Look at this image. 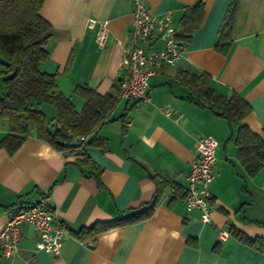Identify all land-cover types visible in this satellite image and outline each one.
Wrapping results in <instances>:
<instances>
[{
  "label": "crops",
  "instance_id": "crops-1",
  "mask_svg": "<svg viewBox=\"0 0 264 264\" xmlns=\"http://www.w3.org/2000/svg\"><path fill=\"white\" fill-rule=\"evenodd\" d=\"M133 1H43L39 13L50 23L51 34L40 69L55 74V90L76 110L84 103L74 92L77 85L104 95L115 93L126 78L121 58L132 28ZM197 3L202 16L182 57L148 76V98L116 92L115 106L94 130L103 145L82 141L59 149L32 134L13 152L0 147V230L11 211L41 204L69 231L53 254L36 249L37 234L26 224L18 250L8 258L0 254V264H264V249L231 231L250 240L264 238V165L249 174L238 158L235 128L190 99L175 77L180 70L202 71L215 92L238 94L251 108L242 123L264 138V0H147L156 16L171 11L179 29L184 13ZM232 8L230 32L224 35ZM89 18L108 23L101 47L86 26ZM42 109L55 119L52 106ZM7 132L0 117V140ZM203 136L218 143L210 222L185 205L186 174ZM156 180L165 184L146 218L95 236L74 235L142 208L156 193ZM220 230L228 233L224 240Z\"/></svg>",
  "mask_w": 264,
  "mask_h": 264
},
{
  "label": "trees",
  "instance_id": "trees-1",
  "mask_svg": "<svg viewBox=\"0 0 264 264\" xmlns=\"http://www.w3.org/2000/svg\"><path fill=\"white\" fill-rule=\"evenodd\" d=\"M43 1L0 0V117L8 124V132L0 140V147L13 152L32 134L59 149L73 148L68 145L73 136H86L84 146H101L105 142L94 134V130L106 121L117 102L116 92H120L121 87L116 86L115 93L101 95L92 88L77 85L74 92L84 99L80 111L68 97L55 90V74L40 69V63L48 57L45 45L51 34L50 23L39 13ZM202 12V4L197 3L184 13L176 36L179 42L186 45L190 33L200 22ZM234 12L232 8L224 35L230 32ZM175 77L188 88L190 99L225 118L235 128L233 139L238 158L249 174H255L264 165V138L242 123L251 110L249 103L234 92L229 96L215 92L209 86L210 77L205 72L180 70ZM44 105L54 109V118L58 121L55 133L48 128L52 119L44 113ZM77 162L85 163L84 160ZM164 184L156 180V193L142 208L110 222L81 228L74 235L78 238L95 236L105 229L146 218L158 201ZM231 231L264 249V238L250 240L234 229Z\"/></svg>",
  "mask_w": 264,
  "mask_h": 264
},
{
  "label": "built area",
  "instance_id": "built-area-1",
  "mask_svg": "<svg viewBox=\"0 0 264 264\" xmlns=\"http://www.w3.org/2000/svg\"><path fill=\"white\" fill-rule=\"evenodd\" d=\"M132 28L122 48L121 67L126 78L120 81V95L134 100L148 98V76L158 70L174 65L183 55L185 45L176 38L179 28L173 23L171 11L154 15L147 6V0H134ZM87 28L93 31L98 46H103L109 34L106 20L89 18ZM81 141L86 136H80ZM217 141L203 136L197 141L195 157L186 174L187 187L185 205L188 211L197 209L202 222L211 221L212 193L210 185L214 178L215 148ZM32 225L37 234L36 249L58 254L63 238L69 231L56 222L54 214L41 204H31L11 211L0 230V254L8 258L18 250L24 225ZM226 230H220L218 237L224 240Z\"/></svg>",
  "mask_w": 264,
  "mask_h": 264
},
{
  "label": "water",
  "instance_id": "water-1",
  "mask_svg": "<svg viewBox=\"0 0 264 264\" xmlns=\"http://www.w3.org/2000/svg\"><path fill=\"white\" fill-rule=\"evenodd\" d=\"M49 130L51 133H55L56 130L58 129V121L57 119H53L51 123L48 126ZM82 141L79 136H73L70 141L68 142V145L70 146H79L81 145ZM63 144H66L63 142Z\"/></svg>",
  "mask_w": 264,
  "mask_h": 264
},
{
  "label": "rangeland",
  "instance_id": "rangeland-1",
  "mask_svg": "<svg viewBox=\"0 0 264 264\" xmlns=\"http://www.w3.org/2000/svg\"><path fill=\"white\" fill-rule=\"evenodd\" d=\"M44 110V109H43ZM45 112V111H44Z\"/></svg>",
  "mask_w": 264,
  "mask_h": 264
}]
</instances>
